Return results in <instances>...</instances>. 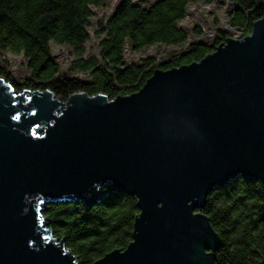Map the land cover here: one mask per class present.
<instances>
[{
	"label": "water",
	"instance_id": "1",
	"mask_svg": "<svg viewBox=\"0 0 264 264\" xmlns=\"http://www.w3.org/2000/svg\"><path fill=\"white\" fill-rule=\"evenodd\" d=\"M238 177L264 184V16L114 98L65 101L0 76V264H84L51 238L43 205L92 207L108 183L140 212L127 248L93 264H213L222 240L199 210Z\"/></svg>",
	"mask_w": 264,
	"mask_h": 264
},
{
	"label": "trees",
	"instance_id": "2",
	"mask_svg": "<svg viewBox=\"0 0 264 264\" xmlns=\"http://www.w3.org/2000/svg\"><path fill=\"white\" fill-rule=\"evenodd\" d=\"M213 0H157L149 7L135 0H121L115 10L100 21L103 37L100 57L85 56L94 7L104 0H0V50L22 55L29 77L14 82L8 72L0 76L16 91L46 90L65 101L75 92L105 93L110 98L139 90L156 68L169 69L199 61L213 52L228 35L220 30L215 43L193 42L179 57L153 65L154 57L127 62L125 51L138 52L154 44L182 45L189 35L179 25L191 3ZM231 24L251 33L254 21L264 16V0H232ZM52 42L73 49L76 58L70 72H84L90 79L61 76L62 66L53 56ZM89 207L80 200H60L43 205L42 215L51 238L63 239L66 248L84 264H93L105 254L125 250L134 236V221L140 209L135 195L109 191ZM206 214L219 233L222 245L213 264H262L264 259V184L243 177L215 188Z\"/></svg>",
	"mask_w": 264,
	"mask_h": 264
},
{
	"label": "rangeland",
	"instance_id": "3",
	"mask_svg": "<svg viewBox=\"0 0 264 264\" xmlns=\"http://www.w3.org/2000/svg\"><path fill=\"white\" fill-rule=\"evenodd\" d=\"M104 1L103 5L94 7V16L91 18V25L89 27L90 38L85 43L86 57L92 55L100 57L99 42L103 37L100 21H105L121 0ZM156 1L157 0H135L136 3L145 7H149ZM234 8L235 5L232 0H213L211 4H206L202 1L191 3L187 8L185 18L179 22V25L184 28L189 35V39L185 44H154L138 52L127 47L124 54L125 58L127 62L131 63L151 56L155 58L153 65H158L179 57L193 42L215 43L216 39L220 37V30L225 31L228 36L242 38L248 35L246 34V28L233 26L231 24V12ZM52 51L53 56L62 66L61 76L74 75L84 81L90 79L84 72H70L68 70L71 60L76 58L73 49L69 46L52 42ZM0 70L8 72L12 80L17 83H22L30 74L27 63L22 55L3 50H0ZM9 84L13 86L10 82ZM43 131L44 129L40 128L37 133L39 132L41 134Z\"/></svg>",
	"mask_w": 264,
	"mask_h": 264
},
{
	"label": "flooded vegetation",
	"instance_id": "4",
	"mask_svg": "<svg viewBox=\"0 0 264 264\" xmlns=\"http://www.w3.org/2000/svg\"><path fill=\"white\" fill-rule=\"evenodd\" d=\"M239 178V177H238Z\"/></svg>",
	"mask_w": 264,
	"mask_h": 264
}]
</instances>
